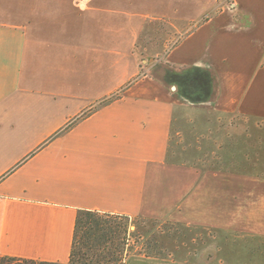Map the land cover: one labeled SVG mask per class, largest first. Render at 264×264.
Wrapping results in <instances>:
<instances>
[{
  "label": "crops",
  "instance_id": "obj_1",
  "mask_svg": "<svg viewBox=\"0 0 264 264\" xmlns=\"http://www.w3.org/2000/svg\"><path fill=\"white\" fill-rule=\"evenodd\" d=\"M157 19L183 35L147 45L149 65L137 45ZM186 71L203 82L193 99ZM234 117L247 141L264 129V0H0V256L67 261L77 210L92 209L200 241L142 264H264L207 253L223 233L264 242V187L219 165L237 159Z\"/></svg>",
  "mask_w": 264,
  "mask_h": 264
},
{
  "label": "rangeland",
  "instance_id": "obj_2",
  "mask_svg": "<svg viewBox=\"0 0 264 264\" xmlns=\"http://www.w3.org/2000/svg\"><path fill=\"white\" fill-rule=\"evenodd\" d=\"M229 1V0H228ZM227 2V1H224ZM153 25L157 27V33H146L141 35L139 42L137 53H140V57L145 61L154 62L151 56L149 57L150 53L147 51L146 46L155 43L160 40L165 41V49L170 47L173 43L180 39L183 34L179 33H171L170 30L171 23L167 20L157 19L153 21ZM173 29V28H172ZM157 64L160 65V61L157 60ZM148 65V64H147ZM155 65V64H154ZM148 74H151L150 68L144 69ZM145 73V72H144ZM202 77V75L200 76ZM199 73L192 72L190 75V81H186V86L189 89H194L199 86L203 85L202 81H199ZM190 83V85H189ZM222 122L224 123V131L225 127L229 124H235L238 128L233 129L232 133L234 136H238L240 141L237 143L238 145L235 147L237 152V159L235 162H225L224 160L219 163L221 167H227L231 164L234 165L233 168L237 170H249L256 174L255 183L257 188L261 186L264 187V144H262V137L264 134V129L260 130L257 128L254 131L255 141L253 139H249L248 141L244 138L245 131L244 129V122L241 118H231L226 119L223 118ZM260 124V121H257ZM264 123V121L262 122ZM229 133V132H228ZM234 138V137H233ZM261 139V140H260ZM181 145L184 143L182 142V138H180ZM249 145V147H248ZM233 161V160H231ZM230 164V165H228ZM262 197H256L257 206L262 202ZM255 213H259V210H256ZM260 215L257 214L256 217ZM130 230H131V251L130 254L132 257H128L126 264H142L143 260L135 255H158L160 253L167 255L169 250H174L176 247H184V250H199L200 241L193 239L192 241H183L184 238V229L181 225L170 221L169 219L165 218H147V217H132L130 223ZM188 234L195 236L196 231L191 230L187 231ZM212 232H210L211 234ZM198 234V233H197ZM209 236V235H208ZM199 237V236H197ZM210 237V236H209ZM222 239H226V243L224 240L213 241L212 238L207 239L208 250L207 253L209 256L216 255V249L212 248V244L216 247L224 246V249H231L239 250L241 252L248 251L252 254H260L262 257L264 256V242H262L261 238L257 236L254 237H246L240 235H233L230 233H223V236L220 237ZM260 239V240H259ZM184 244V245H183ZM261 257V258H262ZM264 258V257H263Z\"/></svg>",
  "mask_w": 264,
  "mask_h": 264
},
{
  "label": "trees",
  "instance_id": "obj_3",
  "mask_svg": "<svg viewBox=\"0 0 264 264\" xmlns=\"http://www.w3.org/2000/svg\"><path fill=\"white\" fill-rule=\"evenodd\" d=\"M190 75V71L177 75V81L181 93L193 99L186 86ZM130 223L126 214L78 209L67 261L0 256V264H126L131 251Z\"/></svg>",
  "mask_w": 264,
  "mask_h": 264
}]
</instances>
